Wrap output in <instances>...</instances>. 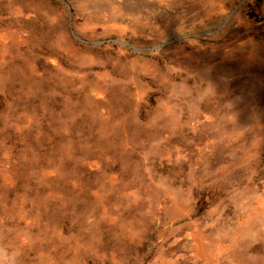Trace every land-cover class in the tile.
I'll use <instances>...</instances> for the list:
<instances>
[{
  "label": "rangeland",
  "instance_id": "obj_1",
  "mask_svg": "<svg viewBox=\"0 0 264 264\" xmlns=\"http://www.w3.org/2000/svg\"><path fill=\"white\" fill-rule=\"evenodd\" d=\"M0 264H264V0H0Z\"/></svg>",
  "mask_w": 264,
  "mask_h": 264
}]
</instances>
